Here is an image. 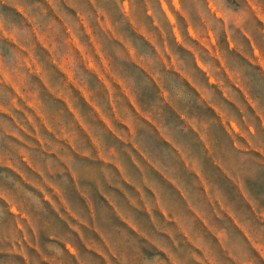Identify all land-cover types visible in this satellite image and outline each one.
Instances as JSON below:
<instances>
[{
	"label": "rangeland",
	"instance_id": "obj_1",
	"mask_svg": "<svg viewBox=\"0 0 264 264\" xmlns=\"http://www.w3.org/2000/svg\"><path fill=\"white\" fill-rule=\"evenodd\" d=\"M196 56L230 96L254 213L235 207L262 245L233 251L264 264V0H0V234L27 227L38 264H148L156 237L143 216L132 233L121 171L132 175L136 100L168 114L149 79L173 88ZM193 235L204 248L178 233L175 258L229 264Z\"/></svg>",
	"mask_w": 264,
	"mask_h": 264
},
{
	"label": "crops",
	"instance_id": "obj_2",
	"mask_svg": "<svg viewBox=\"0 0 264 264\" xmlns=\"http://www.w3.org/2000/svg\"><path fill=\"white\" fill-rule=\"evenodd\" d=\"M180 74H175L178 81L173 88L166 87L167 90L159 81L149 79L168 114L146 106L141 98L136 100L138 124L131 135V177L121 169L133 191L132 233L136 236V231L139 232L136 218L145 217L150 234L156 237L154 241L149 237L150 246L158 252L155 257H149L148 264H202L193 258L189 262L177 259L174 253L180 248L178 233L193 248L202 250L204 246L193 235L199 230L210 236L212 248L218 251L223 263L251 264L233 251L261 250L262 245L235 207L241 201L248 206L245 212L254 213L252 198L236 174V157L243 151L238 148L240 137L233 127L238 124L237 119L226 112L231 104L230 96L221 87L217 75L197 56ZM259 121V127H263L264 120ZM246 133L252 136L250 127ZM115 137L119 142L121 136ZM11 215L20 218L19 214ZM14 230L19 238L0 234V243L5 245L0 244V256L4 255L0 264H38L39 257L34 260L30 255V251H40L35 237L31 233L34 240L30 239L23 224H16ZM33 232L37 236V231ZM104 241L108 244L106 238Z\"/></svg>",
	"mask_w": 264,
	"mask_h": 264
}]
</instances>
